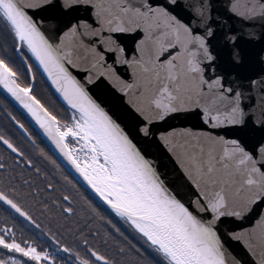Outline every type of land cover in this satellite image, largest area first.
<instances>
[{"label":"snow or ice","instance_id":"6c2138e0","mask_svg":"<svg viewBox=\"0 0 264 264\" xmlns=\"http://www.w3.org/2000/svg\"><path fill=\"white\" fill-rule=\"evenodd\" d=\"M0 111V264H264V0H0Z\"/></svg>","mask_w":264,"mask_h":264},{"label":"water","instance_id":"95a60500","mask_svg":"<svg viewBox=\"0 0 264 264\" xmlns=\"http://www.w3.org/2000/svg\"><path fill=\"white\" fill-rule=\"evenodd\" d=\"M214 2L223 3V0H214ZM224 19L226 20V26L233 28L237 32H240L241 29L250 26L248 23L242 21L239 17H233L232 19H226V18ZM257 27L259 28V21H257Z\"/></svg>","mask_w":264,"mask_h":264},{"label":"trees","instance_id":"16d2710c","mask_svg":"<svg viewBox=\"0 0 264 264\" xmlns=\"http://www.w3.org/2000/svg\"><path fill=\"white\" fill-rule=\"evenodd\" d=\"M37 92L40 94L41 97H46L48 95L47 89L44 87V85L40 82L38 79L37 81ZM56 220H52L51 223H56Z\"/></svg>","mask_w":264,"mask_h":264},{"label":"flooded vegetation","instance_id":"af4514ba","mask_svg":"<svg viewBox=\"0 0 264 264\" xmlns=\"http://www.w3.org/2000/svg\"><path fill=\"white\" fill-rule=\"evenodd\" d=\"M9 111H13V109L12 108H9ZM15 114V113H14ZM19 118V117H18ZM0 123H3V112L2 111H0ZM27 126V125H26ZM3 145H0V152H2L3 151Z\"/></svg>","mask_w":264,"mask_h":264}]
</instances>
